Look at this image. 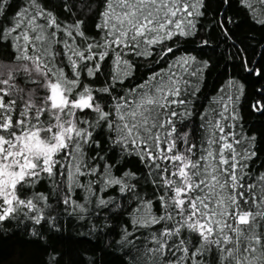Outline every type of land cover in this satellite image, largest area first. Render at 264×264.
<instances>
[{
  "label": "snow or ice",
  "instance_id": "snow-or-ice-1",
  "mask_svg": "<svg viewBox=\"0 0 264 264\" xmlns=\"http://www.w3.org/2000/svg\"><path fill=\"white\" fill-rule=\"evenodd\" d=\"M0 50L15 264H264V0H0Z\"/></svg>",
  "mask_w": 264,
  "mask_h": 264
},
{
  "label": "trees",
  "instance_id": "trees-1",
  "mask_svg": "<svg viewBox=\"0 0 264 264\" xmlns=\"http://www.w3.org/2000/svg\"><path fill=\"white\" fill-rule=\"evenodd\" d=\"M3 55V50H0V57ZM237 72H239V69H237ZM222 80L218 79L217 74L214 72L208 77L207 81V87L204 89L205 94H213V90L215 87L221 83ZM246 87H247V96L242 98L241 100V109L244 112V115L247 116V107L248 105L253 102L254 100V88L252 87L250 82L245 81ZM200 103L206 104L207 101L202 100ZM257 124L260 123L259 120L256 121ZM255 167V166H254ZM66 226L69 228V230L74 231V223L70 222L65 218L63 221ZM81 231H83L81 229ZM14 249L10 247L9 244L0 245V264H15V257H14Z\"/></svg>",
  "mask_w": 264,
  "mask_h": 264
}]
</instances>
